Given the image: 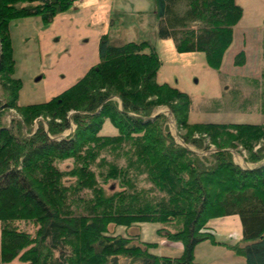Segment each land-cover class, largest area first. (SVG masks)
Masks as SVG:
<instances>
[{
	"label": "trees",
	"instance_id": "16d2710c",
	"mask_svg": "<svg viewBox=\"0 0 264 264\" xmlns=\"http://www.w3.org/2000/svg\"><path fill=\"white\" fill-rule=\"evenodd\" d=\"M76 1L0 0V264H199L195 248L215 244L202 233L207 222L231 216L239 219L242 240L227 249L245 264H264V125H189L190 98L157 83L161 62L151 42L103 35L99 62L74 85L48 102L17 106L22 83L13 78L9 24L39 18L50 26ZM154 5L159 40L172 41L179 54L203 53L210 69L220 68L242 17L235 0ZM238 58L236 64H243V55ZM160 106L187 130L184 145L208 150L205 134L216 151L199 156L175 142L165 116L151 118ZM10 110L21 121L12 118L7 126ZM41 117L45 122L34 128ZM106 119L116 136L99 134ZM236 145L253 168L234 163L228 149ZM66 160L71 169L59 170ZM110 181L120 190L108 195L104 185ZM20 222L32 224L34 234ZM138 223L160 224L157 234L180 242L182 255L155 256L149 252L155 244L108 233L110 225Z\"/></svg>",
	"mask_w": 264,
	"mask_h": 264
},
{
	"label": "rangeland",
	"instance_id": "374dc122",
	"mask_svg": "<svg viewBox=\"0 0 264 264\" xmlns=\"http://www.w3.org/2000/svg\"><path fill=\"white\" fill-rule=\"evenodd\" d=\"M261 1H235L242 8L243 18L241 17V22L239 21L240 23L238 22L239 24L233 27L232 43L224 53L218 70L207 66L203 53L179 54L172 41H160L157 38L158 21L154 16V0H77L69 11L58 15L47 27L43 26L39 18L12 21L9 24V33L15 62L13 78L22 83L17 106L48 102L74 85L86 74V71L99 62L98 42L103 35H108L116 41L135 43L148 41L154 45L161 62L156 81L158 84H167L189 96L191 101L187 114L189 125L263 126L264 18L260 17L257 20L258 12L262 9ZM240 54L243 55L244 61L243 64L238 65L236 61L239 60ZM75 55L85 56L84 64L79 63L75 71H68L69 74L64 76H62L64 71L56 72L60 66L70 69L73 66L70 62L75 61L73 59ZM154 115H164L166 129L175 142L195 154L207 156L216 151L205 134L202 137L205 138L208 150L197 151L191 146L184 145L181 136L186 134L187 130L177 126L167 107H158ZM12 118L21 121V116L17 111L10 110L5 118L7 126L10 125ZM40 120L44 123L46 118L41 117L35 120L34 128H37V121ZM73 130L72 126L60 138L69 135ZM99 134L116 136L118 131L106 119ZM193 136L198 137L199 134L196 133ZM259 145L260 143L255 145L254 150ZM228 151L234 163L239 167L243 169L254 167L245 162L247 153L240 145ZM72 165V161L66 160L58 164V168L66 171L71 169ZM72 181L73 179H66L65 184ZM104 190L108 195L117 192L120 190L119 183L110 181L104 185ZM138 224L155 225L148 227L150 235L147 238L152 240L157 235L160 240L158 244L162 242L157 254L171 258H179L182 255L183 245L180 242L168 241L157 234V231L162 228L160 224ZM19 226L31 234L35 232L34 226L30 223L20 222ZM133 226L126 228L110 225L108 233L131 239L133 244L145 243L140 241L139 234H136L137 231ZM152 227L158 229L153 231ZM240 227V222L236 218L210 219L202 233L211 234L215 244L209 242L199 244L197 259L194 250L195 261L199 264H245L242 257L236 256L233 251L227 249L229 246H235L227 244L228 231L233 235L239 233ZM178 249H181L182 253H178ZM11 264L21 263L14 260Z\"/></svg>",
	"mask_w": 264,
	"mask_h": 264
},
{
	"label": "crops",
	"instance_id": "0c3cea01",
	"mask_svg": "<svg viewBox=\"0 0 264 264\" xmlns=\"http://www.w3.org/2000/svg\"><path fill=\"white\" fill-rule=\"evenodd\" d=\"M236 1V0H235ZM236 4H238L237 2H236ZM260 7L262 8L261 9V11L259 10V15L257 16V20L260 18V17H262V18H264V0H262L261 1V3H260ZM242 18H243V16H242ZM242 20V19H241ZM241 22V21H240ZM239 22V23H240ZM252 22V21H251ZM238 23V24H239ZM237 24V25H238ZM160 41H169V40H160ZM158 54V53H157ZM158 56H159V54H158ZM160 58V57H159ZM73 59H75V61L74 62H70V64L71 65H73L70 69L68 68V67H62L61 68V66L60 67H58L59 66V64L57 65V67H58V69H57V71L56 72H63L62 73V76H64V75H66V74H69V72L68 71H75V69L77 68V65L80 63V65L81 64H84V62H85V59H86V57L85 56H82V55H80V57H78V55H75L74 57H73ZM75 63H77L76 65H75ZM87 72V71H86ZM85 73V72H84ZM232 218H236V220H238L239 221V219H238V217H236V216H231ZM150 226H155L154 224H138V225H134L133 226V228L135 227V231H137V233L136 234H139V237H140V241L141 242H145V243H151V244H156L157 246H156V248L155 249H151L150 250V252L153 254V255H157V256H160L159 254H157L158 253V249H159V246L162 244V242H160V244H158V242L160 241L159 240V238H158V236L157 235H155L156 236V238L155 239H152V240H148V235H150L149 234V231H148V227H150ZM152 229H153V231H155V230H157L158 228H156V227H152ZM229 233H227L228 235H226L227 237H226V240H228V242H227V244H229V245H236V244H238L241 240H242V230H241V227H240V229H239V233L237 232V233H235V234H233L232 235V233H230V231H228ZM200 246V245H199ZM199 246L195 249V258L197 259V251H198V248H199ZM214 247V246H213ZM215 247H218V246H215ZM178 248V247H177ZM179 251H181V249H178V253H182V251L181 252H179ZM198 261V260H197ZM242 264V263H241Z\"/></svg>",
	"mask_w": 264,
	"mask_h": 264
},
{
	"label": "water",
	"instance_id": "95a60500",
	"mask_svg": "<svg viewBox=\"0 0 264 264\" xmlns=\"http://www.w3.org/2000/svg\"><path fill=\"white\" fill-rule=\"evenodd\" d=\"M157 115H154V116H152L151 118L153 119L154 117H156Z\"/></svg>",
	"mask_w": 264,
	"mask_h": 264
}]
</instances>
